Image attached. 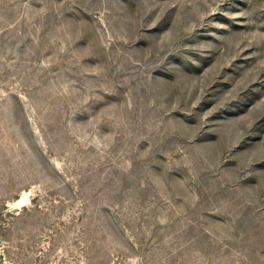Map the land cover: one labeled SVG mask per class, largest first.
Listing matches in <instances>:
<instances>
[{
    "label": "rangeland",
    "instance_id": "374dc122",
    "mask_svg": "<svg viewBox=\"0 0 264 264\" xmlns=\"http://www.w3.org/2000/svg\"><path fill=\"white\" fill-rule=\"evenodd\" d=\"M0 264H264V0H0Z\"/></svg>",
    "mask_w": 264,
    "mask_h": 264
}]
</instances>
